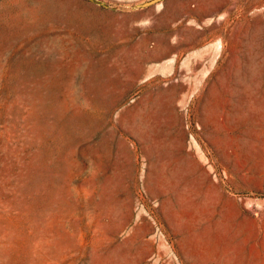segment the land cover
I'll use <instances>...</instances> for the list:
<instances>
[{
  "label": "rangeland",
  "instance_id": "rangeland-1",
  "mask_svg": "<svg viewBox=\"0 0 264 264\" xmlns=\"http://www.w3.org/2000/svg\"><path fill=\"white\" fill-rule=\"evenodd\" d=\"M0 264H264V0H0Z\"/></svg>",
  "mask_w": 264,
  "mask_h": 264
}]
</instances>
